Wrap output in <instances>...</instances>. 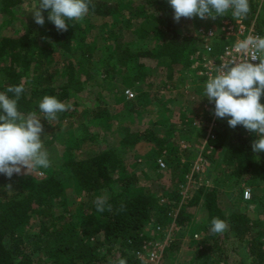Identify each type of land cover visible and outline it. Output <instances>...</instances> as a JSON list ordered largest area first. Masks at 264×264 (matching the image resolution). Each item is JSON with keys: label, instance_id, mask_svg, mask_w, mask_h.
I'll return each instance as SVG.
<instances>
[{"label": "trees", "instance_id": "trees-1", "mask_svg": "<svg viewBox=\"0 0 264 264\" xmlns=\"http://www.w3.org/2000/svg\"><path fill=\"white\" fill-rule=\"evenodd\" d=\"M25 1L0 0V11L11 17V9L20 8ZM93 4L95 8L90 7L88 14L91 19L104 21L119 14L116 2L93 0ZM250 5L251 12L244 20L246 23L254 21L255 30L263 33L264 18L258 14L255 0H250ZM149 7H153V12L165 22L164 30L150 22ZM42 13L47 17V10H42ZM133 16L143 17L139 29L147 25L148 31L143 32V37L152 33L154 36L164 34V38L159 41L156 50L125 46V55L121 57L123 64L134 62L139 71L161 65L167 70V87L172 88L176 65H189L188 57L196 51L198 38L176 30L166 15L163 0H144L141 6L134 9ZM230 16L229 13L217 17V20ZM45 23L43 42L31 28L14 35H0V60H7L6 65H0V92H6L9 85L25 84L26 92L18 101V109L25 115L36 112L44 128L41 139L44 145H49L56 138L57 124L66 117L78 114L79 104L82 103L80 93H85V83L91 77L89 70L93 66L90 55L84 53L88 47L81 53L85 56L84 63L81 59H73L76 48L87 46L78 28H73L68 22V30L58 32L47 18ZM227 42L222 41L216 46L214 56ZM82 63L89 69L84 78ZM203 81L206 82L205 76ZM44 95L55 96L70 108L48 122L38 109V101ZM135 101L137 104L126 102L130 113H140V106H146L147 98L141 94ZM261 103H264V95L261 96ZM211 105L215 107L214 102ZM90 114L91 122L108 119L107 112L99 105H93ZM78 115L85 117L83 112ZM205 119L210 120L211 116L206 115ZM213 122L217 124V129L206 142L213 152H221L220 160L232 177L233 186L246 182L250 186L261 184L264 187V152L255 153L251 147L252 141L258 137L241 125L229 127L227 119L215 118ZM163 126L158 121L149 123L143 129L121 125L120 149L105 145L93 154L78 157L72 152L78 149L79 143L97 138V133L87 132L86 126L81 125L84 134L79 139L74 138L68 146L69 157L62 164L63 170L70 174L79 193L98 196L107 190L109 203L113 206L111 212H97L92 202L86 207L81 204L75 214L71 213L63 196V180L51 172L41 177H29L21 172L10 179L0 174V185L17 186L13 192H0V264H114L121 258L126 260V264H140L135 252L151 239L147 225L155 211L164 214L169 205H159L158 198L146 189L132 190L134 175L118 174V171L127 169L123 163L125 150L139 141L154 144L158 153L162 151L168 140ZM178 196L176 193L175 199ZM252 196L258 197L254 193ZM241 199L240 194L236 204ZM197 206H200L203 216L199 225L202 230L210 226L213 217H219L229 224L232 236L244 243L239 264H264V230L256 229L257 218H246L237 210L239 207L226 216L218 202L216 189L200 186L191 198L180 204L175 224L186 226ZM210 238L212 248L224 254L222 259L224 264H228L222 245L229 238L227 230L222 234H211Z\"/></svg>", "mask_w": 264, "mask_h": 264}, {"label": "rangeland", "instance_id": "rangeland-1", "mask_svg": "<svg viewBox=\"0 0 264 264\" xmlns=\"http://www.w3.org/2000/svg\"><path fill=\"white\" fill-rule=\"evenodd\" d=\"M110 1L118 4L119 14L114 18L101 21L91 19L87 15L79 22L68 21L73 28H78L83 33L87 45L76 48L73 59H81L80 61L84 63L83 54H89L93 66L92 70H89L87 65L83 63L81 65L82 78L88 70L93 74L90 73L91 77L85 83V93H80L82 103L79 104L78 114L83 112L85 117H79L77 114L66 117L62 123L57 124L55 127L57 135L53 143L44 145L51 166L47 169L31 170L28 176L41 177L44 173L51 172L62 179L65 203L71 213L75 214L77 207L81 204L89 206L96 197L93 194L79 193L70 174L62 168L63 162L69 157L68 146L74 138L79 139L84 134L81 125L86 126L87 132L97 133V138L88 139L85 143L80 142L78 149L72 152L78 157L93 154L105 145L120 149L118 141L123 134L121 125L128 124L130 129H143L149 123L158 121L164 124V130L168 135L164 149L158 153L154 144L137 142L131 149L125 150L123 163L127 169L119 170L118 174L134 175L132 190L146 189L158 198L159 205H169L164 214H157L155 211L147 225L151 240L162 246L160 264H224L222 259L224 254L212 248L210 226H207L206 230L199 227L203 218L200 206L196 207L186 226H178L174 220L180 204L191 198L200 186H206L216 189L218 202L226 216L239 207L237 210L246 218L258 219L256 229L264 230V187L261 184L250 186L246 182L233 186L232 177L220 160L221 152L219 150L213 152L207 145L206 140L217 129V124L213 122L216 118L212 111L213 106L207 97H203L205 84L203 77H206V81L210 77L206 74L207 62L217 57L218 53L214 56V52L218 44L234 39V36L224 34L223 25L226 23L242 25L245 32L250 28L258 32L255 30L254 21L246 23L245 18L231 16L221 18L219 21L217 18L213 20L182 17L177 23L173 19L174 12L168 0H163L166 15L176 30L198 38L195 52H199L198 56H195V52L189 55L188 66L176 65L172 78L174 85L168 88L167 70L161 65L139 71L134 62L123 64L121 58L125 55V46L132 49L156 50L159 41L164 38V34L154 36L152 33L143 37V32L148 31L147 25L139 29L143 17H135L133 12L144 3V0ZM255 1L258 14L264 18V0ZM36 4L37 0H26L20 8L11 9L13 15L11 17L0 11V35H14L31 28L39 41L43 42L46 23L40 26L34 22L32 10ZM148 10L150 22L156 23L157 27L164 30L165 22L153 12V7H149ZM43 15L46 19L45 14ZM260 34L264 36V32ZM204 38L213 45L210 54L203 51ZM85 47H88V50H85ZM82 51L84 53L81 55ZM6 64L7 60H0V65ZM214 75L213 72L211 76ZM126 90H130L133 97H127ZM141 94L147 98L146 106H140V113H130L126 102L137 104L135 98ZM93 105H99L107 112L106 121L91 122L90 109ZM206 115L211 116V119L206 120ZM158 159L164 161V167H159ZM197 163L201 165L199 170L193 168ZM24 171L22 169L21 172L24 174ZM8 185L11 187H7ZM15 190H17L15 184L0 185V192L9 193ZM245 191H248L247 197ZM105 192L108 194L107 190ZM176 193L179 195L178 199H175ZM252 193L258 197L253 198ZM240 194L242 199L236 204ZM157 226L160 227L159 231L156 229ZM227 236L229 238L222 244L227 263L239 264L244 243L241 244L232 236L229 226ZM202 249L203 251H200Z\"/></svg>", "mask_w": 264, "mask_h": 264}, {"label": "clouds", "instance_id": "clouds-1", "mask_svg": "<svg viewBox=\"0 0 264 264\" xmlns=\"http://www.w3.org/2000/svg\"><path fill=\"white\" fill-rule=\"evenodd\" d=\"M168 3L177 23L182 17L215 20L229 13L233 18H247L251 12L250 0H168ZM90 7L94 10L93 0H37L32 12L34 22L43 26L45 17L42 10H47L48 21L58 32H65L69 27L68 21H82L89 14ZM234 47L247 58L234 59L218 67L216 74L205 82L203 97H207L210 103L214 102L212 111L216 118L227 119L231 128L241 125L254 133L258 138L252 141L253 151L264 152V103H261L264 95V36L249 35ZM25 92L24 83L9 85L6 92H0V174L9 179L20 174L22 169L24 174H28L31 170L51 166L41 139L44 131L41 118L36 112L25 115L18 109V101ZM69 108L70 105L52 95H44L38 101V109L48 122ZM93 204L99 213L113 210L106 192L96 196ZM227 229L225 220L212 218L210 231L213 235L222 234ZM114 264H126V260L121 258Z\"/></svg>", "mask_w": 264, "mask_h": 264}, {"label": "built area", "instance_id": "built-area-1", "mask_svg": "<svg viewBox=\"0 0 264 264\" xmlns=\"http://www.w3.org/2000/svg\"><path fill=\"white\" fill-rule=\"evenodd\" d=\"M244 29L245 28L242 25L236 26L229 23L223 25L222 31L224 32V34H226L227 36L230 35V37L234 36V39L232 41H228L223 45V47H221L215 59L213 60L209 59V61L206 64L208 65L206 66L207 67L206 74L208 76H211L213 72L214 74H216L215 70L223 64L230 63L234 59L243 60L247 58L246 55H241L240 53H238L234 46L239 41L244 40L249 35H254V36L256 35L262 36V35L258 32H255L251 28L247 32H245ZM209 35H211V33ZM203 42H204L203 51L208 54L212 53L213 45L207 40H205V38L203 39ZM198 54L199 52H195V56H198ZM257 62L258 61H253V63H257ZM125 93L127 97H133V93L130 90H126ZM157 164L159 165V167L165 166L164 161L162 159H158ZM200 167H201L200 163H197L194 165L193 168L195 170H199ZM247 196H248V191H245V197ZM156 229L157 231H159L160 227L157 226ZM161 255H162V246L158 242H155L154 240L151 239L146 241L141 246V248L135 252V256L140 261V264H160Z\"/></svg>", "mask_w": 264, "mask_h": 264}]
</instances>
